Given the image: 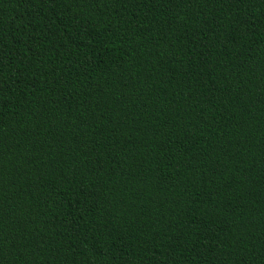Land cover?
I'll return each instance as SVG.
<instances>
[{"label": "trees", "instance_id": "16d2710c", "mask_svg": "<svg viewBox=\"0 0 264 264\" xmlns=\"http://www.w3.org/2000/svg\"><path fill=\"white\" fill-rule=\"evenodd\" d=\"M0 264H264V0H0Z\"/></svg>", "mask_w": 264, "mask_h": 264}]
</instances>
